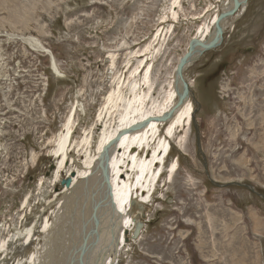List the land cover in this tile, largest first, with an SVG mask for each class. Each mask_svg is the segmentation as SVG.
<instances>
[{
    "label": "rangeland",
    "instance_id": "1",
    "mask_svg": "<svg viewBox=\"0 0 264 264\" xmlns=\"http://www.w3.org/2000/svg\"><path fill=\"white\" fill-rule=\"evenodd\" d=\"M175 1L0 0V241L9 246L0 264H33L45 251L46 221L63 214L69 193L47 173L49 143L68 119L73 145L89 134V151L104 96L124 74L125 87L137 76L144 54L159 97L153 108L168 100L179 59L223 0ZM227 22L221 46L184 73L197 131L184 132L185 152L171 141L164 158L170 168L178 162L174 181L164 186L156 174L139 239L106 264H264V199L226 185L264 196V0Z\"/></svg>",
    "mask_w": 264,
    "mask_h": 264
},
{
    "label": "bare ground",
    "instance_id": "2",
    "mask_svg": "<svg viewBox=\"0 0 264 264\" xmlns=\"http://www.w3.org/2000/svg\"><path fill=\"white\" fill-rule=\"evenodd\" d=\"M178 1L176 0L175 4L178 3ZM220 4V10H217L213 20L211 19L210 24L206 27L199 29L200 33L194 36L195 39L203 43L207 42L206 40L212 35L213 21H215L222 10L231 7L232 0H223ZM176 8L175 6L174 12ZM245 9L246 8L240 9L237 15L241 16ZM173 22L175 23V21ZM173 22L171 23L173 24ZM230 24L231 23L226 22L225 26L227 27ZM158 40L160 39L158 38ZM143 57L146 61L141 64L142 66H137V76L134 77L132 81H129L125 87L124 83L126 77L124 74V80L121 82V86L120 82H118L116 87L112 86L110 94L108 95L107 93L104 96L103 103L99 109L100 113L97 119L94 120L95 127L93 128L91 137L95 141L91 143L89 151L88 148H85L86 142H84L87 140L89 134L86 135V138H81L82 142L78 141L73 145V135L70 136L69 134L70 129H72V122H70V119L64 124L61 134L53 143H49V158L53 159V167L48 176H50L51 179H55L54 186L66 179L72 169L77 170V176L74 178V171H72V181H70L68 187L65 186L64 188L63 194L69 193V195L63 196L64 204L62 206V216L53 220L50 226H48L49 219L46 221L44 229L46 226L48 228H46L47 233L44 237L43 249L45 251L40 258H34L33 264H70L71 258H73L75 262L76 253L78 256L76 250L81 243L82 236L86 235L88 231L93 228L92 220H90L93 201L95 203L100 202L101 204V207L97 211L99 224L97 227V237L88 238L87 247L88 243H92L94 247H91L86 253L85 264H106L105 259H107L114 250L117 249V253V251L121 249L120 247V249H118V241L122 235V230L129 229V231H132L133 229L134 222L131 220L130 216H127V209H136V214L138 216L141 213V209L137 207V201L143 206H150L153 196L151 190L156 179V174L160 170H162L163 175H165L166 180L164 186L173 183L178 171V162L176 161L170 168L169 165H166V158L164 157L168 152V148L171 147L170 144L172 140L178 141L176 148H178L180 152L186 151V146L183 142V134L193 125V104L188 100H186L183 105L177 107L172 117L166 122L151 121L139 130L133 133L127 132L121 136L109 160V178L113 193L114 210L105 197V186L102 183V176L98 169V160L102 153L101 151L116 139L119 131H124L135 126L138 127L142 123L149 121V119L161 120L174 109L177 103L180 84L175 77V70L179 61L171 78V94L169 93L168 100L164 97L162 103L154 109L153 106L159 103V97H157V100H154L157 95V88L151 85L150 68H147L145 71V68L150 62L148 61V54H144L139 58ZM129 71L130 68L127 70L126 74ZM132 84L133 87H130ZM189 85L192 88V85ZM117 88L119 91L116 90ZM131 91H133V94L130 95ZM134 95L137 97L132 100ZM113 113L116 114V119L111 123L110 120ZM103 125L104 128L102 127ZM99 129L102 131L98 135L97 132ZM97 135L99 136L98 138L96 137ZM83 142L85 144H83ZM84 149L86 152H89V157L87 158L86 156L83 161L82 153ZM169 150H171V148ZM72 151L77 152L79 160L83 161L82 165L76 163L75 160L72 161L74 157V154H71ZM92 153L93 156H91ZM68 159L71 160L72 165L65 175H62L63 171L67 168ZM161 161H164L162 166ZM125 169H130L131 173H128ZM123 170L126 172L125 178H123V173H121ZM130 177L132 178V183L126 180ZM133 188H136V190H133ZM26 232L27 236L25 243H27L25 245H28L31 243L30 237H28L30 231L26 230ZM66 241H68V245H66ZM8 247V243H5V240L0 241V253L5 256L4 258L8 255ZM21 263V261L18 262V264Z\"/></svg>",
    "mask_w": 264,
    "mask_h": 264
},
{
    "label": "water",
    "instance_id": "3",
    "mask_svg": "<svg viewBox=\"0 0 264 264\" xmlns=\"http://www.w3.org/2000/svg\"><path fill=\"white\" fill-rule=\"evenodd\" d=\"M249 1L250 0H232L231 7H229L226 10H222L218 14V17L215 19V21H213L214 23H213L212 35L209 39L206 40L207 42L203 43L202 41L195 39V38H192V40H190L188 48H187V52L181 57L176 67V70H175V77L178 83L180 84V89L178 90V99H177V103L174 109L171 112H169L166 116H164L161 120L160 119H149V121L142 123L138 127L135 126V127H131L130 129H126L124 131H119L116 139H114L107 147L103 149L102 153L100 154L99 160H98V169L102 176V183L105 186V197L110 202L113 210L115 209V207L113 208L114 200H113L112 187H111L110 178H109V160L111 159L112 151L115 148V146L117 147V144L121 136L127 132L133 133L139 130L140 128H142L144 125H147V123L151 121L166 122L170 117H172L174 112L177 110V107L183 105L185 101L188 100L189 98L192 99V102L193 101L195 102V99L190 89L189 83H187L183 78L184 72L187 70V68L192 63L197 61L201 55H203L204 53L208 51H213L217 49L218 47H220V45L223 42V38H224L223 35L226 30L225 28L226 22L232 18H235L236 20L239 17V15H237L239 14V10L242 8H246ZM192 121H193L194 128L197 131V125L195 124L194 115L192 116ZM197 147H198V151L200 152L199 144ZM52 167L49 168L48 173H47L48 175L50 174ZM211 183L217 187L221 186L217 184V182L214 180H211ZM69 184H70V178H66L61 181L62 186L68 187ZM226 185L239 186V187L245 186L251 192L257 194L258 196L264 199V196L257 193L254 187H252L251 185H244L238 182H229ZM92 204L93 205H92V213L90 215V220H92L93 228L89 230L86 235L82 236L81 243L78 249L76 250L78 252V256L76 253L77 257L75 256V262L73 258H71L70 264H75V263L85 264L86 253L91 249V247H94L92 243H88V247H87V241L89 237H92V238L97 237V227L99 224V217H98L97 211L101 207V204L100 202L95 203L94 201L92 202ZM137 207L141 209V213L138 216L136 214V209H133V208L127 209L126 214L128 217L130 216V218L134 222V226H133L132 231H129V229L122 230L121 232L122 235L120 234L121 235L120 240L118 241L119 243L118 249L119 247L123 246L124 244L129 243L130 241L139 239L141 231L143 227L145 226V222H146L145 217H146L147 208L146 206H143L141 203H138V201H137ZM116 250H114L112 254H117Z\"/></svg>",
    "mask_w": 264,
    "mask_h": 264
}]
</instances>
